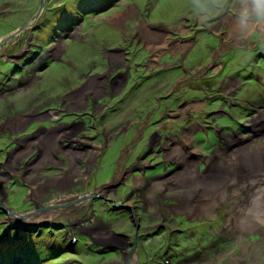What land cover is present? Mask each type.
Masks as SVG:
<instances>
[{"label": "rangeland", "instance_id": "obj_1", "mask_svg": "<svg viewBox=\"0 0 264 264\" xmlns=\"http://www.w3.org/2000/svg\"><path fill=\"white\" fill-rule=\"evenodd\" d=\"M39 1L0 0V38L32 24ZM225 13L200 23L186 0H46L31 30L0 48V139L40 131L18 155H0V199L15 216L0 210V264H125L134 238L130 264H264V171L257 184L251 175L246 187L221 188L210 214L199 211L213 170L226 162L232 172L235 155L252 162L264 151V39L237 44L233 12ZM107 111L102 142L81 139L88 133L79 121ZM152 120L185 128L183 148L165 151L168 169L122 174L126 154L140 155L134 137ZM84 144L92 149H73ZM29 151L38 159L18 170ZM186 160L194 164L187 171ZM50 164L64 172L41 171ZM117 182L107 199L127 205L125 215L102 200ZM21 214L29 220L20 223Z\"/></svg>", "mask_w": 264, "mask_h": 264}, {"label": "flooded vegetation", "instance_id": "obj_2", "mask_svg": "<svg viewBox=\"0 0 264 264\" xmlns=\"http://www.w3.org/2000/svg\"><path fill=\"white\" fill-rule=\"evenodd\" d=\"M225 14L228 15V13H225ZM221 17H223V16H220L217 19H220ZM2 25H4V23ZM260 43H261V41H260ZM16 46L19 47V45H16ZM22 49H23V47L20 49V51ZM116 52H117V50L112 51L111 53H116ZM21 59H23V61H24V57H22ZM0 61H3V60H0ZM31 65H33V64L32 63H27L26 64L28 69L32 70L33 68H30ZM30 73H32V72H30ZM103 91H104V87H103ZM133 101H134V99L130 100L129 102H133ZM87 103H88V99L85 100V104H87ZM117 103L120 104L121 101H119ZM45 105L46 104H44V106ZM46 106H48V105H46ZM117 108H118V105L115 106L114 109L117 111ZM66 110H67V108H66ZM35 112H37L36 115H42L44 111H42V112L35 111ZM74 112H76V111H74ZM76 113H78V112H76ZM100 113H103V110H100ZM108 114L110 115V112H108V111L105 114H99L100 117H97L95 121H94L95 117L93 115H88L87 118H85L84 120L79 121L83 125V130L87 131L85 133H88V134H85V135L81 136V138H83L85 141H88V142H91V143L95 142V141H97L98 143H101L102 142V137L100 136L99 130L97 129V127L99 126L98 125L99 123H102L103 121L107 120V117L109 116ZM62 117L64 118V117H68V116H62ZM152 117H153V115L150 116V118H152ZM84 122L87 123L86 127H85V123ZM164 122H166V121L159 120V121L156 122V121L152 120V121H150L148 123L147 127H145L143 130H141L139 132V134H137L134 137V139H133L134 146L132 148H136V147L141 146L142 148H141V151H140V155L134 157L130 152H128L126 154V156H125V158L123 159V162H122V165H123V163H126L125 166L124 165L122 166L123 167L122 168V174L124 172H126V171H141L140 169H142L143 167H145V169H148V170L153 171V172L157 171V170H160L161 168L162 169L163 168L168 169L166 164L164 165L163 162H162L163 156L165 155L164 153H165L166 150L169 151L171 149V146L175 145L176 143L179 144L178 147H180L181 149L183 148L181 146V144L183 143L184 135H183L182 138L180 136H182L181 131L182 130H186V129L185 128H180V129L173 130V127L168 125V122L164 124L165 127L158 125V124H163ZM27 124L28 123H26L25 127L27 126ZM74 124H78V123L77 122H71L72 126ZM45 125H48V124L46 123ZM36 127H38V125ZM38 131L39 130H36V129L32 130L31 129L30 132L23 133V134H18L17 136H14L12 139L10 138L11 134L3 133L1 135V139H5L6 138L8 141L10 140V142L8 144L12 143L13 145H20V144L21 145H20L19 148H14L13 146L7 147L8 144H6L4 149H0V155L4 154L2 156V158L4 160L5 159L7 160L6 157H8V159H9L11 154H13V153H16V155H18L20 153V150L23 149V144H25V143H27L29 141H33L35 139L36 135L39 134L40 131L39 132ZM91 132H93V134H91ZM183 133H184V131H183ZM1 139H0V142H1ZM58 145L61 148H63V149H67L68 148L67 144H65L64 141H59ZM125 145H126V143H125ZM127 145L130 146V144H128V143H127ZM86 147L87 146H83L82 148H76L75 150H77V151L82 150L84 152ZM34 153H35L34 151H29L28 153H26V155L25 154L20 155V156H23V157L19 159L20 161L17 164L18 170H20L24 166H29L30 163H33L36 159H38L40 154L37 153L34 156ZM169 153H170V151H169ZM174 154H176V153H174ZM187 154H185V155H187ZM172 155L173 154L170 153V157ZM49 156H50V153H49ZM177 156H179L180 159H181V152H179V150H178ZM179 157H177L176 159H178ZM53 158H55L57 160V158H59V157H58V155H55V156H53ZM59 159H61V158H59ZM126 159H128V160H126ZM189 159H190V157H189ZM139 160L141 162H139ZM189 162L190 161L188 160L187 166L185 167L186 171L188 170L189 166L193 167V165H194V164H192V162L191 163H189ZM58 163L60 164V167H61L62 164L59 161H58ZM83 163L87 164L88 162H84L83 160L82 161L80 160L78 162V164H80L81 168L83 167ZM145 163H147V165ZM106 169L109 170V168H106ZM41 171L42 172L52 173L51 177H54L55 175H59L60 173L64 172L63 170H61V168H60V170H58L56 172L55 171V167L53 165H51V164L50 165H43ZM173 171H174V169L169 170L170 173H172ZM193 173H194V171H193ZM175 175H181V174H175ZM182 176H183V173H182ZM194 176H195L194 178L198 177L196 175H194ZM148 178H150L151 180H155V179L158 178V176L157 175H153V176H148ZM200 179H202V178H200ZM112 186H113L112 187L113 190L109 186L107 188V190H106L105 197H102L103 198L102 200H105V202L109 204V208L113 207L115 203H114V201H112L111 198L107 199L108 195L112 194V193H114L116 195V191L118 190V188L121 185L117 182L116 184H114ZM52 187H54V186H52ZM77 191H78V189H77ZM136 192H137L138 195H142L143 194L142 191H136ZM118 194H119V192H118ZM95 198L99 199L100 196L95 197ZM118 206L122 207L120 209V214L125 215L127 211L124 210L123 208L128 207V206L124 205V204H121V203H119ZM84 207H85V205H84ZM185 211L189 213V211H187V210H185ZM125 258H126V255H125Z\"/></svg>", "mask_w": 264, "mask_h": 264}, {"label": "clouds", "instance_id": "obj_3", "mask_svg": "<svg viewBox=\"0 0 264 264\" xmlns=\"http://www.w3.org/2000/svg\"><path fill=\"white\" fill-rule=\"evenodd\" d=\"M186 7L190 11L193 18L198 20L200 23H206L210 19L217 17V16H220L221 14H224L225 12L231 10L233 12V17H232V19H233V36H234V39L237 42V44H239L241 46L247 45L250 41H252L254 39H264V0H186ZM88 100H90V99H88ZM45 114H47V113H45ZM45 114H42V115H45ZM48 126H50V124H48ZM71 127H72V125L70 124V127H67V129H69ZM81 139H83V138H81ZM95 142L98 143L97 141H95ZM65 144H67V143H65ZM69 146H70V144H67V147H68L67 150L70 149ZM83 146H87L85 148L87 150L92 149L88 145L84 144ZM73 149H76V148H73ZM62 150H65V149L62 148ZM58 155H60V154H58ZM33 164H34V162L30 163V165H33ZM172 169L173 168H171L169 170H172ZM145 170L146 169H144V171ZM169 170L167 171L168 174L166 175L164 173L165 176H163V177H167L168 175L172 174L169 172ZM144 171L141 170V173ZM148 182H149V180H148ZM22 188H24V187H22ZM27 192L29 194V191H27ZM97 196H99V195H97ZM1 201L3 202V200H1ZM112 208L113 209H121L122 207L114 204V206ZM37 209H39V208H37ZM36 211L40 212L38 210H36ZM21 215H24V214H21ZM25 215L29 216V214H25ZM4 216L7 219L12 218V217H8L6 215H4ZM28 216H23V217H25V218L27 217V220H29L30 216L29 217ZM27 220L23 219V221H19V219H18V221L20 223H23L24 221H27ZM122 237H124V236H122ZM166 246L168 247V249H166L165 252L170 249L169 245H166ZM130 248H131V244H130ZM136 248H137V243H136ZM135 253H136V251H135ZM126 257H127V255H126ZM10 261H11V259H10ZM9 264H10V262H9Z\"/></svg>", "mask_w": 264, "mask_h": 264}, {"label": "bare ground", "instance_id": "obj_4", "mask_svg": "<svg viewBox=\"0 0 264 264\" xmlns=\"http://www.w3.org/2000/svg\"><path fill=\"white\" fill-rule=\"evenodd\" d=\"M190 153H192L191 155L194 156L195 152L191 151ZM177 157H179V156H177ZM234 157L237 158L236 160L237 161L239 160V162L237 164L238 166L232 172H229V168H231L233 165H229V163L225 162V165H224L223 168H222V165H221V167H220L221 171H219V174L213 170L212 171L213 173L206 177L207 178L206 179L207 186L205 185V196H206L205 200H206V202L203 205V207L201 209H199V211L201 213L202 212L203 213L207 212V213L210 214L209 206L213 203V200H214L215 196L218 194V192L220 193L221 188H224V192H225L230 187L231 184H233V185L234 184H239V185H242V186L246 187L248 185V183H247L248 180H249L248 177H250L251 175H253L254 178H255V179H253L255 184H257L259 182V178H260L259 174H262V172L264 171V151H262V152H260L258 154L256 153L253 156V158H252L253 159L252 162L246 161L244 158L242 159L240 157H237L236 155ZM234 157H233L232 161L235 162V158ZM192 158H190V159H192ZM179 159L180 158H178L177 160H179ZM229 161H231V160H229ZM185 162H187V160ZM252 163H254V164H252ZM234 165H235V163H234ZM177 177H178V175H175V176H173L171 178H168V179L164 180V183H166L168 185H173V184H170V182L171 181L176 182L177 181ZM188 178L190 179V176L185 178V179H188ZM193 188H194V190L197 188V183H195V185L193 184ZM199 193H200V190H199ZM195 194H197V192L193 191V196ZM221 196H223V193H222ZM263 196L264 195H262L261 197H263ZM261 199H264V197L261 198ZM60 200H62V199H59V201ZM185 210L190 211L189 207H187V206L185 207ZM33 213L36 214L38 212L34 211ZM133 259H129L128 260V264H130V262Z\"/></svg>", "mask_w": 264, "mask_h": 264}, {"label": "water", "instance_id": "obj_5", "mask_svg": "<svg viewBox=\"0 0 264 264\" xmlns=\"http://www.w3.org/2000/svg\"><path fill=\"white\" fill-rule=\"evenodd\" d=\"M44 3H45V0H40L39 2V6H38V9L36 11V13L32 16V18L30 19V22H34L41 14L43 8H44ZM31 26V24L29 23H26L18 28H16L15 30H13L12 32L6 34L5 36H3L2 38H0V48L6 44L7 42H9L12 38L16 37L18 34H20L22 31H24L27 27ZM90 195V193H89ZM97 197V195H92V196H89L88 198H95ZM88 200V199H87ZM78 201V199L76 200ZM72 205V204H71ZM48 209V208H47ZM0 210L2 211V213H4L6 216L8 217H12V218H15L13 212H11L8 208H6L4 205H3V202L0 200ZM23 216H28V215H20L18 216V219L19 221H23V219H25V217ZM23 217V218H22ZM27 218V217H26ZM134 226L137 230L138 226L136 223H134ZM122 236V235H120ZM136 251V239L134 238L133 242H131V250L129 251V253L127 254V257H126V260H125V264H128V260L133 256V254L135 253Z\"/></svg>", "mask_w": 264, "mask_h": 264}, {"label": "trees", "instance_id": "obj_6", "mask_svg": "<svg viewBox=\"0 0 264 264\" xmlns=\"http://www.w3.org/2000/svg\"><path fill=\"white\" fill-rule=\"evenodd\" d=\"M70 13L73 11V10H68Z\"/></svg>", "mask_w": 264, "mask_h": 264}]
</instances>
